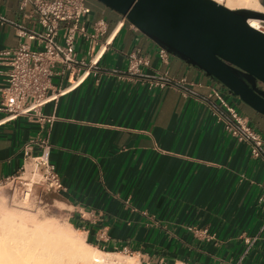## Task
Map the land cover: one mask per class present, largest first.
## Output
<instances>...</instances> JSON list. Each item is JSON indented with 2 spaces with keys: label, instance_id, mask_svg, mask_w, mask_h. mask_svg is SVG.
Here are the masks:
<instances>
[{
  "label": "crops",
  "instance_id": "obj_1",
  "mask_svg": "<svg viewBox=\"0 0 264 264\" xmlns=\"http://www.w3.org/2000/svg\"><path fill=\"white\" fill-rule=\"evenodd\" d=\"M250 1L264 10V0ZM86 4L89 26L108 24L97 75L76 85V75L53 77L52 98L42 107L55 116L50 125L0 111V178L23 168L41 179L22 149L36 138L33 154H40L44 139L64 185L51 191L52 200L98 252L122 255L128 247L139 264H264V154L254 156L250 141L226 129L213 92L263 136L264 115L182 58L169 53L166 62L161 47L122 14L98 0ZM20 28L42 30L33 6L0 0V52L27 41ZM77 49L90 60L84 44ZM133 52L144 60L139 76L128 73ZM8 68L0 56V86ZM162 76L183 82L150 86Z\"/></svg>",
  "mask_w": 264,
  "mask_h": 264
},
{
  "label": "built area",
  "instance_id": "obj_2",
  "mask_svg": "<svg viewBox=\"0 0 264 264\" xmlns=\"http://www.w3.org/2000/svg\"><path fill=\"white\" fill-rule=\"evenodd\" d=\"M28 5L33 6V12L38 16L42 30L29 31L20 28L19 35L25 37L27 41L18 48L0 52V56L8 59L9 65L6 82L0 86V111L6 112L10 119L18 116H35L44 127L55 119V116H47L42 112V107L52 98L50 93L53 77L56 74L68 73L76 75V83H78L91 74L97 75L96 69L106 48V45L99 46V43L107 31L108 24L106 20L99 19L88 25L85 18L90 13V8L86 0H21V8ZM261 21L262 28L258 29L264 31V20ZM29 40H37V47H31ZM79 43L87 48L91 56L89 61L79 58L77 49ZM95 48L99 50L96 51ZM168 55V50L161 47L160 56L166 62ZM142 63L144 60L138 52L130 54L128 73L131 76L141 75ZM182 82H173L162 76L153 79L150 86L163 87L169 83L175 85ZM213 96L220 106V112L217 113L219 120L224 121L226 129L238 139L250 141L254 156L264 154V136L253 127L250 120L243 116L219 90H214ZM36 142V138H31L23 146L22 152L26 162L41 169L40 182H33L31 178L26 177L25 169L22 168L20 172L0 178V195L8 194L13 201L29 193L32 195L36 184L47 191H60L64 188L57 166L50 159L48 143L44 139L39 140L42 152L35 155L33 151ZM93 217H96L95 214ZM193 231L200 235L207 234L206 229ZM132 254L128 247H124L122 255L101 251V254L93 259V264H139L137 261H131ZM151 264L198 263L184 260L170 263L158 259Z\"/></svg>",
  "mask_w": 264,
  "mask_h": 264
},
{
  "label": "water",
  "instance_id": "obj_3",
  "mask_svg": "<svg viewBox=\"0 0 264 264\" xmlns=\"http://www.w3.org/2000/svg\"><path fill=\"white\" fill-rule=\"evenodd\" d=\"M98 1L264 115V31L250 24L263 11L217 0Z\"/></svg>",
  "mask_w": 264,
  "mask_h": 264
},
{
  "label": "bare ground",
  "instance_id": "obj_4",
  "mask_svg": "<svg viewBox=\"0 0 264 264\" xmlns=\"http://www.w3.org/2000/svg\"><path fill=\"white\" fill-rule=\"evenodd\" d=\"M217 1L232 9L264 12L255 3L248 7L246 0ZM250 24L262 28L259 18H251ZM39 177L34 174L31 179L34 182ZM29 199L30 193L20 199L24 203L20 209L0 210V264H93L95 249L86 243L85 236L77 235L71 225L64 229L60 223L33 213L25 206Z\"/></svg>",
  "mask_w": 264,
  "mask_h": 264
},
{
  "label": "rangeland",
  "instance_id": "obj_5",
  "mask_svg": "<svg viewBox=\"0 0 264 264\" xmlns=\"http://www.w3.org/2000/svg\"><path fill=\"white\" fill-rule=\"evenodd\" d=\"M246 2H247L248 7H252L254 4V2L252 3L250 0H246ZM39 181H40V178L36 179L34 182H39ZM50 193L51 191H47L46 189L42 188V186L36 184L34 186L31 199H29V201L25 203V206L29 207V210H31L35 214L40 213L39 215L41 216V218L45 217L46 219H49L52 222H58L63 226L64 229L69 230L68 225H71V224L67 218L68 216L63 211L60 210V208L58 207V203L53 202L52 196L50 195ZM17 199L18 201L16 203H13L14 200L12 201L10 197L8 196V194H5V193L1 194L0 195V210H4L5 208L8 210L20 209V206L24 205V203H20L22 202L20 201L21 199L20 197H18ZM74 230H76L77 235L85 236L82 234L83 232L78 230L77 228H74ZM86 240L87 238L85 237V241ZM86 243L89 244V241L87 240ZM91 248L93 247L91 246ZM100 253L101 252L94 250V254H95L94 256H97Z\"/></svg>",
  "mask_w": 264,
  "mask_h": 264
},
{
  "label": "flooded vegetation",
  "instance_id": "obj_6",
  "mask_svg": "<svg viewBox=\"0 0 264 264\" xmlns=\"http://www.w3.org/2000/svg\"><path fill=\"white\" fill-rule=\"evenodd\" d=\"M259 86H261V85L259 84Z\"/></svg>",
  "mask_w": 264,
  "mask_h": 264
}]
</instances>
